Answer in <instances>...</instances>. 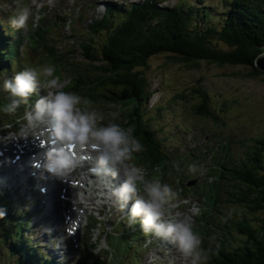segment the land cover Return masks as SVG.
<instances>
[{
    "label": "rangeland",
    "instance_id": "1",
    "mask_svg": "<svg viewBox=\"0 0 264 264\" xmlns=\"http://www.w3.org/2000/svg\"><path fill=\"white\" fill-rule=\"evenodd\" d=\"M139 1L143 0H55L54 5H51L50 0H0V29L4 28L3 33L6 32V34L3 35L7 37V42L12 48L8 67L0 71V97L6 104H10L13 99H19L12 97L4 89L3 83L5 80L13 79L18 72L26 68H33L39 72L44 66H52L55 68L53 76H58L62 80L64 74L72 72L70 69L68 71L63 68L64 63L79 64L83 60L76 41H80L81 37L89 36L97 40V44H100L108 37V30L102 29L99 33H93L87 27L92 19L100 18L104 14L105 2L122 3L127 6L130 2ZM157 1H160V5L165 6L175 4H194L200 8L209 6V11L213 13L212 19L216 20L230 0ZM25 7L31 10L32 16L24 28L15 29L10 23L11 18ZM40 15L43 17L39 18ZM29 23L32 27L36 24L41 25L36 34L43 38L37 36L36 40L35 36H32L29 38L30 42L25 41L24 35L29 32L27 28ZM191 24L196 25L193 22ZM213 43L220 50H228L221 41L214 39ZM46 49L55 53L56 64H53L51 58L43 57ZM263 53L264 50L260 54ZM148 63L149 66L144 69L143 73L150 81V89L153 94L150 98L148 97L147 106H144L147 110L145 116L150 115L154 118L148 120L151 122L149 126L156 132V137L161 139L165 149L170 152V166L172 169L177 168L179 174V178H175L169 185L178 193L177 198L167 206L169 214L191 222L197 233L201 226L200 218L194 217L198 213L197 207H200L198 201L200 195L196 196L202 189L199 183L205 182L209 174L215 172L222 177L225 174V179L228 177L227 171L225 172L220 167L215 168V171L208 168L211 164L209 150L214 149V153L217 155H221L224 151L231 157V161L238 162L240 157H247V151H251L252 139L264 137V74L251 78L246 75L250 71L248 66L218 65L204 60L197 61L196 67H187L182 63L174 62L168 58V55L162 53L152 56ZM79 68L80 66L75 67L77 70ZM43 79L44 77L38 78L37 87L29 96L28 102H21V104L35 105L42 97L41 93L44 88L41 87V81ZM70 79L62 81V86ZM201 90H206L209 96V103L206 107L201 106V97L198 93ZM46 92L47 90L43 92V95ZM34 96L35 98H32ZM198 105L205 114L201 113L202 110L200 113L196 111ZM103 106L104 110L99 108L98 112L103 117H114L121 114L117 105L108 103ZM80 107L90 110L85 102H82ZM90 111L97 112L98 110L94 107ZM208 112H212L215 117H212ZM18 117L17 111L11 115L0 113V132L3 136L7 132L18 133L29 128ZM142 118L146 122L147 118L144 116ZM104 120L107 119H103L101 124ZM9 138H4L3 141L9 140ZM222 143H225V150L221 147ZM21 161L24 162V159ZM129 163L134 167L132 161ZM27 164L31 166L30 162ZM190 166L194 168V171H190ZM228 166H230L229 163ZM134 168L139 169L143 179V170L139 167ZM204 178L206 179L203 180ZM48 179L53 183L58 180L54 177ZM191 179L196 181L192 185H187V181ZM16 181L19 179L7 183L3 181L10 190L9 193L2 196V198H6L3 203L8 200L13 203L14 210L27 211L31 214L29 215L32 218L31 225L25 232V237L31 240L32 245H40V249L46 250V254L50 253V256L59 248L56 257L59 259V262L57 261L59 264H83L82 251L86 247L84 239H86L89 230L87 222L95 210H100L103 213V217L107 221L108 232H112L105 236L108 250L97 253V257L91 261L93 264L100 262L108 264L105 258H111L112 264H188L176 248L167 249L162 245V237L152 234L150 238L144 239L145 233L142 227L139 230L140 224L135 226L136 230L134 228L127 229L131 217H121L122 215L116 211V208L111 206L112 201L107 199L101 190L94 189L92 184L82 189L81 195L86 198L90 197V200L87 201L89 204L85 205L88 215L80 232L79 243L76 244L67 234V225L63 217L60 219L57 196L52 192L48 193L52 196L51 201L56 202V206L51 207L50 211L44 208L39 209L40 196L37 184L28 186L26 193L22 195L16 192L14 187ZM224 182L227 188L226 180L222 179L221 184ZM97 187L102 189L99 184ZM107 189L111 191L110 188ZM30 190L37 192V200L28 203L27 196ZM182 195H185V198ZM182 201L185 202L182 203ZM81 202V205H84V202ZM0 205H2L1 202ZM231 205V203L223 205L227 216H231L229 214L234 212ZM215 209L218 210V207ZM118 219H122L127 224L126 228L122 224L112 227ZM91 236L93 241L95 233L91 232ZM151 238L154 239L153 242ZM143 239L144 245H151L141 252L142 247L139 242ZM98 258H100L99 261ZM14 260L15 257L10 256L6 247L0 244V264H15Z\"/></svg>",
    "mask_w": 264,
    "mask_h": 264
},
{
    "label": "trees",
    "instance_id": "2",
    "mask_svg": "<svg viewBox=\"0 0 264 264\" xmlns=\"http://www.w3.org/2000/svg\"><path fill=\"white\" fill-rule=\"evenodd\" d=\"M226 6L214 20L209 6H165L157 0L130 2L127 6L105 2L104 14L92 19L87 27L93 33L108 30V37L100 44L89 36L76 41L83 60L81 64H71L72 72L66 73V77L72 79L73 92L81 96L90 110L95 106L99 108V104L103 110V104L108 103L119 107L121 114L104 119L134 129L133 134L144 150L134 155L133 161L146 167L155 180L172 183L179 174L177 168L170 166V152L149 126L148 120L154 118L145 116L144 106L153 91L143 71L152 56L166 54L187 67H196L200 60L248 66L250 71L246 75L251 78L264 74L254 63L264 50V0H230ZM30 30L29 38H43L35 35L38 27ZM4 31L0 29V71L8 67L12 56ZM214 39L223 42L228 50H220L213 43ZM45 56L55 62V53L46 49ZM76 66L80 68L77 70ZM198 93L201 106L206 107L208 93L206 90ZM200 110L198 105L196 111L200 113ZM201 113L205 114L203 110ZM208 114L215 117L212 112ZM142 116L147 118L146 122ZM251 141V151L238 162L231 161L228 154L215 157L210 169L215 171L220 167L227 171L228 177L225 179V174L222 177L215 172L209 174L202 185L201 215L197 216L201 226L197 233L202 236V247L207 250V264H264V137ZM221 147L226 148L225 144ZM222 179L226 180L227 188L225 182L221 184ZM2 196L0 190L3 205L0 212L4 213L0 218V244L15 257L14 263L56 264L45 258L40 245H32L25 237L31 225L27 213L14 210L8 200L3 203L6 198ZM230 203L234 212L227 216L223 205ZM95 256L93 251H85L83 264H93L89 260Z\"/></svg>",
    "mask_w": 264,
    "mask_h": 264
},
{
    "label": "clouds",
    "instance_id": "3",
    "mask_svg": "<svg viewBox=\"0 0 264 264\" xmlns=\"http://www.w3.org/2000/svg\"><path fill=\"white\" fill-rule=\"evenodd\" d=\"M54 2L55 0H50L51 5ZM31 16V10L25 7L13 15L10 23L15 29H22ZM54 72L55 68L52 66H44L39 72L26 68L3 83L4 89L12 97L19 98L3 106L2 111L7 114L15 113L21 102H28L29 96L37 87L39 77H44L41 87L53 90L42 96L35 103L34 110L25 113L24 117L30 128L44 123L48 118L46 170L56 177L69 175L85 160L90 159L86 153L95 154V166L91 171L96 175L107 173L110 166L121 167L126 179L112 190V195L121 202L122 209L132 201L131 220L134 222L136 218H140L145 234L152 233L170 240L188 264H207V250L202 247V238L193 230L192 223L176 216L165 219L169 214L167 206L177 198L178 193L159 180L144 182L139 169L130 165L134 155L144 150L141 141L133 134L134 129L112 122L102 125V114L81 109V96L64 90L63 82L58 76L49 79ZM190 171H194L191 166ZM83 202H87L86 197ZM3 216L4 213L0 212V218ZM104 247L105 244L101 241L99 246L93 248V252L99 253Z\"/></svg>",
    "mask_w": 264,
    "mask_h": 264
},
{
    "label": "bare ground",
    "instance_id": "4",
    "mask_svg": "<svg viewBox=\"0 0 264 264\" xmlns=\"http://www.w3.org/2000/svg\"><path fill=\"white\" fill-rule=\"evenodd\" d=\"M106 10V8L104 7V11ZM63 52V51H62ZM30 57V56H29ZM29 59V58H28ZM31 59V58H30ZM33 61H35V60H33ZM26 62V61H25ZM27 63V62H26ZM78 63V62H77ZM82 62H80L79 64H81ZM29 66V65H28ZM4 69V68H3ZM2 69V70H3ZM260 70H262L263 71V69H260ZM96 107H98V106H96ZM99 108H100V104H99ZM98 108V110L100 111V109ZM104 110V109H103ZM105 124H108V122L106 121L105 122ZM27 131V130H26ZM23 134L21 135V136H17L16 138H12V137H10L9 138V140H6V141H3V140H0V150H2V151H4L3 152V158H5V157H7V156H10V154H11V152L13 151V150H17V148H16V146H13V143H15V145H21V148H23L24 150H25V153H27V154H29V151L27 150V146H30V145H32V146H34L35 147V145H34V143L32 142V140H30L29 139V134L28 133H26V132H22ZM35 149H36V147H35ZM193 155V154H192ZM40 156V155H39ZM195 157V156H194ZM33 161V160H32ZM3 163V165H7L9 168L6 170V171H1V173H0V177L3 179L4 178V176L5 175H7V172H9V170L10 169H13L14 167L13 166H15V164H16V168H18L19 166H20V164H21V162L19 161V162H17V163H15V164H12V163H7V162H2ZM21 169H22V173H26L25 172V164L23 163L22 165H21ZM83 170H84V168L82 167V166H79L76 170H75V173L79 176L80 175V179H83L84 181H87L89 178H87V176L86 175H84V176H82L81 174H82V172H83ZM71 174V173H70ZM70 179H71V177H70ZM27 180H28V177H27V179H25V180H22L21 182H20V185H19V187H21L22 185H24L26 182H27ZM13 180H10V182H12ZM16 185H17V181H16V183L14 184V187H16ZM69 214H71V220H76L77 221V224H78V226H80L81 225V223H82V218H81V215L80 214H78V213H74V212H69ZM71 225H73L72 224V222H71ZM72 229V231L73 232H76V229H74V228H71ZM163 244L166 246V247H169V244H170V240H166V239H164L163 238ZM34 254H37V255H40V253H34ZM56 255L58 254L57 252L55 253ZM45 258L46 259H48V260H50V261H53V262H55V261H58L59 259L58 258H50V257H48V256H45Z\"/></svg>",
    "mask_w": 264,
    "mask_h": 264
},
{
    "label": "water",
    "instance_id": "5",
    "mask_svg": "<svg viewBox=\"0 0 264 264\" xmlns=\"http://www.w3.org/2000/svg\"><path fill=\"white\" fill-rule=\"evenodd\" d=\"M255 65L259 68V69H263L264 71V53L260 54L256 60H255ZM262 71V70H261ZM193 181L189 182L188 184H192Z\"/></svg>",
    "mask_w": 264,
    "mask_h": 264
}]
</instances>
